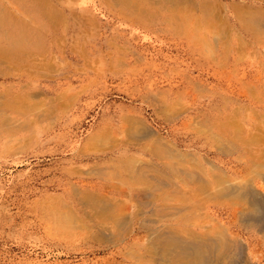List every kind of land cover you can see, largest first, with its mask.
Returning <instances> with one entry per match:
<instances>
[{"label":"rangeland","instance_id":"obj_1","mask_svg":"<svg viewBox=\"0 0 264 264\" xmlns=\"http://www.w3.org/2000/svg\"><path fill=\"white\" fill-rule=\"evenodd\" d=\"M262 24L264 0H0V264H115L84 203L105 162L231 117L264 156Z\"/></svg>","mask_w":264,"mask_h":264},{"label":"bare ground","instance_id":"obj_2","mask_svg":"<svg viewBox=\"0 0 264 264\" xmlns=\"http://www.w3.org/2000/svg\"><path fill=\"white\" fill-rule=\"evenodd\" d=\"M236 118L204 123L203 149L163 142L149 159L94 169L108 190L84 203L115 264L264 263V156L248 148Z\"/></svg>","mask_w":264,"mask_h":264}]
</instances>
